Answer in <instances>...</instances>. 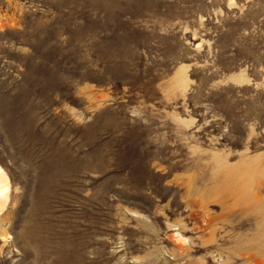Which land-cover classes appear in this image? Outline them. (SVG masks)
I'll use <instances>...</instances> for the list:
<instances>
[{"label":"rangeland","instance_id":"rangeland-1","mask_svg":"<svg viewBox=\"0 0 264 264\" xmlns=\"http://www.w3.org/2000/svg\"><path fill=\"white\" fill-rule=\"evenodd\" d=\"M0 165V264H241L264 0H0Z\"/></svg>","mask_w":264,"mask_h":264},{"label":"bare ground","instance_id":"bare-ground-1","mask_svg":"<svg viewBox=\"0 0 264 264\" xmlns=\"http://www.w3.org/2000/svg\"><path fill=\"white\" fill-rule=\"evenodd\" d=\"M11 181L7 172L0 165V214L6 209L10 200ZM254 226L249 221H240L238 224L232 226V230L244 231ZM262 230L261 237L255 242L242 245L235 254H231L227 259L234 260L235 262L241 261V264H264V224L258 225V228ZM177 241L182 248L181 243L185 242V238L178 234ZM210 246L195 247L196 251H207Z\"/></svg>","mask_w":264,"mask_h":264}]
</instances>
